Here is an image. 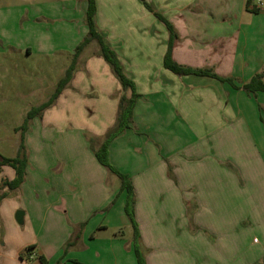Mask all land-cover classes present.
<instances>
[{
	"label": "crops",
	"instance_id": "0c3cea01",
	"mask_svg": "<svg viewBox=\"0 0 264 264\" xmlns=\"http://www.w3.org/2000/svg\"><path fill=\"white\" fill-rule=\"evenodd\" d=\"M146 1L178 35L176 63L240 87L167 70L170 32L140 0H96L97 30L139 94L132 126L112 141L109 157L133 184L146 264H264V92L242 89L264 72V7L256 0L249 10L248 0ZM87 7V0H0V77L12 62L33 76L34 95L49 93L37 106L47 102L59 83L57 55L67 70L88 34ZM35 58L30 72L23 62ZM131 95L94 41L71 83L31 121L26 179L16 189L9 185L16 171L1 161L19 149L0 153V264H138L121 179L91 144L100 146L121 98ZM0 99V109L24 111L13 128L22 137L16 129L32 102L16 107L8 91ZM5 137L0 129V143Z\"/></svg>",
	"mask_w": 264,
	"mask_h": 264
},
{
	"label": "trees",
	"instance_id": "16d2710c",
	"mask_svg": "<svg viewBox=\"0 0 264 264\" xmlns=\"http://www.w3.org/2000/svg\"><path fill=\"white\" fill-rule=\"evenodd\" d=\"M140 1L143 3L144 7L148 11L152 12L154 16L160 22H162L170 32L168 50L164 57V67L167 70L179 76L195 75L200 77H211L221 82H227L235 89L240 88L235 83L234 79L219 77L212 70L195 69L191 67L182 66L176 63L172 58V49L175 41L178 39V35L175 32L172 23L162 14L155 12L146 0H140ZM87 2H88L87 14H86L87 26H88L87 36L76 48L71 64L66 70L64 77L59 81L55 93L51 96V98L47 102L32 108L24 118L22 125L16 129L17 131H21L22 133L21 144L17 156L15 158H3V160L1 161V165L3 166L8 165L16 171V178L11 183H9L12 189H16L23 184V182L26 179V170L28 166V156H27L24 137H25V133L30 127L31 121L36 117L42 116L43 113L56 102L62 91L65 90L67 86L71 83L74 73L76 72L77 69L79 58L81 54L84 52L85 48L89 46L92 42L94 41L97 42L100 49V55L110 65L114 75L120 81L123 88L125 90L126 89L132 90V95L130 98H127L125 96L121 98L119 115L116 125L113 129H111L107 133L100 146L98 148H95L94 147L95 141L93 140L91 141V144L93 149H95L94 150L95 156L98 159L99 163L102 166L108 168L110 171L116 173L121 179V191L126 192L127 195L125 212L133 227V242H134L135 253L137 256L138 264H146L145 256L142 252V243H141L139 227L135 218V192H134L133 184L127 175L121 173L120 171L115 169V167L112 166L109 157V147L112 141L116 137H118L121 133L130 129L132 126L133 111L136 106V100L139 97V94L136 92V87L134 82L130 80L128 77H126V75L124 74L122 63L120 62L117 54L110 48V46L105 42L103 36L97 30L95 24V17L97 13L96 0H87ZM251 2L252 0L247 1L248 10ZM251 11L254 13H258L259 9H253ZM242 89L249 95H256L259 92H264V72L255 75L247 84L243 85ZM40 259L43 263L46 262L43 257H41Z\"/></svg>",
	"mask_w": 264,
	"mask_h": 264
},
{
	"label": "rangeland",
	"instance_id": "374dc122",
	"mask_svg": "<svg viewBox=\"0 0 264 264\" xmlns=\"http://www.w3.org/2000/svg\"><path fill=\"white\" fill-rule=\"evenodd\" d=\"M263 7H264V0H263ZM87 53L90 54L92 53V51H88ZM56 59H57L56 73H57V78H58L57 80L59 82L60 80L59 78H61V76L65 73V70H66V67H64L66 60L64 61L63 55L61 54L57 55ZM38 63L39 61L37 58H35V60L30 59V60H26L25 62H23V64H25V66L29 69L30 72H33L36 69V67L38 66ZM40 65H41L40 68L42 70L47 71V69L45 68L47 63H41ZM8 66L10 67L9 75L3 72V77H0V85H2V88H3L2 90L3 95H1L0 98L5 97V93H7L8 91L11 104L15 105L16 107H21L22 105H24L27 108H29L31 104L28 102H32L33 106L36 107L37 104L40 103V101L46 98L48 92L42 93L40 95L39 94L34 95L33 90H35L36 84L35 85L33 84V79H32L33 76H27L25 73H23V71H20L21 73H18L17 70H13L12 62H9ZM26 76L28 77V79L24 78ZM17 89L19 90L15 92ZM21 94H23V97H24L23 100L20 99ZM32 95H34L35 97L33 98L34 99L33 101H30L29 98H32ZM0 103H1V99H0ZM4 105H5L4 103L0 104V106H4ZM3 108H5V106ZM61 108L62 107L60 106V108L58 109V111H61L60 113L64 111V109L62 110ZM23 112L24 111H22V109H9V110L0 109V129L3 135L6 136L5 141H2V143H0V153L3 156L12 157L17 154V150L19 149V145L21 144L22 137L20 134H17L13 128L16 127L17 124L21 122V119L23 120V116L21 115ZM60 113H57V116H59ZM61 118L62 120L59 122V127L61 126V128L64 129L63 120L65 119V116L64 117L61 116ZM34 145L35 144H32L31 148ZM26 147H27L26 149H28V145Z\"/></svg>",
	"mask_w": 264,
	"mask_h": 264
},
{
	"label": "water",
	"instance_id": "95a60500",
	"mask_svg": "<svg viewBox=\"0 0 264 264\" xmlns=\"http://www.w3.org/2000/svg\"><path fill=\"white\" fill-rule=\"evenodd\" d=\"M23 211H18L17 215H16V220L19 224H22L23 223Z\"/></svg>",
	"mask_w": 264,
	"mask_h": 264
},
{
	"label": "built area",
	"instance_id": "2783aa9c",
	"mask_svg": "<svg viewBox=\"0 0 264 264\" xmlns=\"http://www.w3.org/2000/svg\"><path fill=\"white\" fill-rule=\"evenodd\" d=\"M256 1H257V3H259L260 6L263 5L262 0H256Z\"/></svg>",
	"mask_w": 264,
	"mask_h": 264
}]
</instances>
